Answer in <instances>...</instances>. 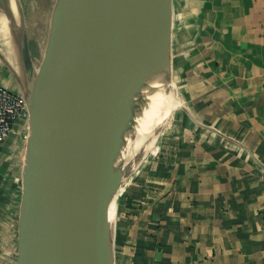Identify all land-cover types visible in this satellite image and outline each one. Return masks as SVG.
<instances>
[{"label":"crops","instance_id":"1","mask_svg":"<svg viewBox=\"0 0 264 264\" xmlns=\"http://www.w3.org/2000/svg\"><path fill=\"white\" fill-rule=\"evenodd\" d=\"M3 23L0 83L21 92ZM169 68L175 103L117 192L114 264H264V0H172ZM25 130L0 144V264L18 256Z\"/></svg>","mask_w":264,"mask_h":264},{"label":"water","instance_id":"2","mask_svg":"<svg viewBox=\"0 0 264 264\" xmlns=\"http://www.w3.org/2000/svg\"><path fill=\"white\" fill-rule=\"evenodd\" d=\"M1 6L10 27L20 29L27 83L20 92L29 125L15 264H114L113 206L122 179L143 157L121 173L113 147L142 65L157 59L170 81L172 0H55L37 70L18 0L16 16L8 0Z\"/></svg>","mask_w":264,"mask_h":264},{"label":"bare ground","instance_id":"3","mask_svg":"<svg viewBox=\"0 0 264 264\" xmlns=\"http://www.w3.org/2000/svg\"><path fill=\"white\" fill-rule=\"evenodd\" d=\"M8 3L11 13L16 15L15 0H8ZM3 22V25H6L5 20ZM163 68L156 59L153 64H143L137 78L130 80L131 87H138L139 90L134 94L133 103L123 108L126 125L120 127L118 139L113 147L115 165L120 168L121 173L135 164L148 149L160 124L175 103L173 84L168 80ZM122 158L129 159L127 167L122 166ZM114 211L113 206V213Z\"/></svg>","mask_w":264,"mask_h":264},{"label":"rangeland","instance_id":"4","mask_svg":"<svg viewBox=\"0 0 264 264\" xmlns=\"http://www.w3.org/2000/svg\"><path fill=\"white\" fill-rule=\"evenodd\" d=\"M19 1H20V9H21L20 18L24 20V25H25V29H26L28 39H29V46H30L31 55H32L33 62H34V67H35V70H37L43 58L44 50L46 47L50 17H51V13H52L55 0H19ZM20 18H17L15 20L17 24H20ZM2 22L0 21V27L2 26L1 25ZM6 24L7 25H4L5 28H1V29L3 30L6 29L8 32H10V37L5 34V38L9 39L11 44L15 48H17L20 29L17 27H14L11 29L9 28L8 23ZM15 74H16L18 81L23 84V88L25 91L27 88V83L25 82L23 72L20 66L15 69ZM168 75L170 76L169 73ZM170 81L174 86V83L171 77H170ZM124 120L125 119H123L121 123V128L126 125L124 123ZM22 122H24V127L26 129L25 132H27L28 134V125H29L28 116L24 117L22 119ZM143 155H141V157ZM139 160H140V157H139ZM121 164L123 167H127L129 164V159L122 158Z\"/></svg>","mask_w":264,"mask_h":264},{"label":"built area","instance_id":"5","mask_svg":"<svg viewBox=\"0 0 264 264\" xmlns=\"http://www.w3.org/2000/svg\"><path fill=\"white\" fill-rule=\"evenodd\" d=\"M26 116L28 113L23 95L0 83V144L13 131L15 123ZM261 216L264 221V207Z\"/></svg>","mask_w":264,"mask_h":264},{"label":"trees","instance_id":"6","mask_svg":"<svg viewBox=\"0 0 264 264\" xmlns=\"http://www.w3.org/2000/svg\"><path fill=\"white\" fill-rule=\"evenodd\" d=\"M119 201V197H118V199H117V202Z\"/></svg>","mask_w":264,"mask_h":264}]
</instances>
